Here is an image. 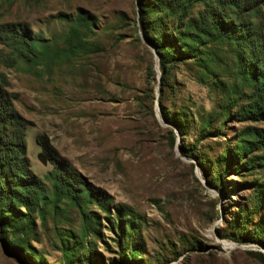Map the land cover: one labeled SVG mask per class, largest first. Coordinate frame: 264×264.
<instances>
[{
  "label": "rangeland",
  "instance_id": "1",
  "mask_svg": "<svg viewBox=\"0 0 264 264\" xmlns=\"http://www.w3.org/2000/svg\"><path fill=\"white\" fill-rule=\"evenodd\" d=\"M171 2L0 0V82L30 189L29 211L0 227V264H264V146L233 156L264 137V119L240 115L253 87L233 45L163 53L183 30ZM261 7L247 18L264 29ZM78 16L89 24L72 53Z\"/></svg>",
  "mask_w": 264,
  "mask_h": 264
},
{
  "label": "trees",
  "instance_id": "2",
  "mask_svg": "<svg viewBox=\"0 0 264 264\" xmlns=\"http://www.w3.org/2000/svg\"><path fill=\"white\" fill-rule=\"evenodd\" d=\"M172 3V12L177 14L176 21L182 27L176 40L179 42L175 48H167L170 58L185 59L187 57L197 58V48L201 43L207 41H216L225 43L228 46L233 45L236 53V77L245 84L253 87V96L255 97L252 105H246L240 110L241 117L248 119H264V29L261 23H256L247 16L251 13L261 14V6H264V0H175ZM184 1V4H179ZM197 1H204V8L196 16H189V10ZM176 5V7H175ZM180 9V11L178 10ZM179 11V12H178ZM73 25L70 27L66 37L68 50L77 53L83 46L82 32L79 27H88V17L78 16L71 20ZM163 41V40H161ZM19 47L28 49V45L18 42ZM30 43V42H29ZM160 57L161 77L165 73V60L157 44H154ZM247 46L251 51L255 68L247 63L244 47ZM19 48V50H20ZM30 51V49L25 50ZM251 57V59H252ZM201 59V58H199ZM172 60V59H170ZM202 60V59H201ZM200 60V61H201ZM255 71H254V70ZM233 89L237 88L233 84ZM247 107V108H246ZM227 109V108H226ZM246 119V118H245ZM20 120L13 109L11 102L5 97L3 87L0 82V227L9 226L15 218L16 213L22 215L19 207H24L29 211L30 204L24 198L29 196L30 189L26 181L23 180L20 164H23L22 157L25 152V144L22 138V132L17 129ZM260 142L242 141L234 148L233 156L240 160L246 154L259 150L264 146V137ZM232 156H230L231 158ZM263 159V158H262ZM245 163H241L245 165ZM13 164L14 168L11 167ZM68 189V188H67ZM61 191V190H60ZM67 191H70L68 189ZM26 193V194H25ZM78 207L81 203L75 200L73 195L65 192ZM84 193L82 192V195ZM129 214V212H124ZM82 219L87 225V218L82 208ZM121 214H118V220H122ZM122 224L119 226L122 229Z\"/></svg>",
  "mask_w": 264,
  "mask_h": 264
},
{
  "label": "water",
  "instance_id": "3",
  "mask_svg": "<svg viewBox=\"0 0 264 264\" xmlns=\"http://www.w3.org/2000/svg\"><path fill=\"white\" fill-rule=\"evenodd\" d=\"M159 77H160V75H159Z\"/></svg>",
  "mask_w": 264,
  "mask_h": 264
}]
</instances>
